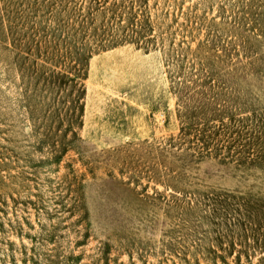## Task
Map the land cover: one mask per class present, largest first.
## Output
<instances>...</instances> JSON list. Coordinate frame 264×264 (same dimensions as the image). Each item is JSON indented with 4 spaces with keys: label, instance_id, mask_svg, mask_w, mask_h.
Returning <instances> with one entry per match:
<instances>
[{
    "label": "rangeland",
    "instance_id": "rangeland-1",
    "mask_svg": "<svg viewBox=\"0 0 264 264\" xmlns=\"http://www.w3.org/2000/svg\"><path fill=\"white\" fill-rule=\"evenodd\" d=\"M5 43L0 264H264V0H0Z\"/></svg>",
    "mask_w": 264,
    "mask_h": 264
},
{
    "label": "trees",
    "instance_id": "trees-1",
    "mask_svg": "<svg viewBox=\"0 0 264 264\" xmlns=\"http://www.w3.org/2000/svg\"><path fill=\"white\" fill-rule=\"evenodd\" d=\"M7 22H9V20H7ZM117 24L118 23H115V25H117ZM69 27H72L71 24L59 27L60 31L63 32V37L65 38V39L62 40V48L64 47V44H65L66 47L71 44V41L68 38L70 31L69 32L67 31V29ZM75 32H76V35H75L76 37H80L82 34H87L88 33L87 32V27H85L84 25H81L79 30L78 31L76 30ZM111 38L114 39L113 35H110L109 33H104L101 36L98 35V38L96 39V41L93 40L91 42L93 43L94 46H96V49L98 51H103V50L112 48V47L106 45V43L109 41V39L111 40ZM122 42H124V40H122ZM7 50H8L7 43H5L3 47L2 46L0 47V52L7 51ZM210 77L211 76H209L208 78H210ZM180 78H182V77H180ZM214 81H215V79H213V82ZM181 83H184V82H181ZM190 83H191V81H190ZM191 84H193V82ZM197 87H199V85H197ZM186 88H189V87L187 86ZM182 120H183V118H182ZM202 129L203 130L199 129L198 123L190 124L187 121L186 122L184 121L183 122L182 131H181V135H183V137H186V138L195 137V139L197 141H199L200 143H202V144L210 142L211 141V137L208 134L210 133L211 130L208 131V130H205L204 128H202ZM28 261L31 262L32 264H40L38 261H36L35 255L30 256L28 258Z\"/></svg>",
    "mask_w": 264,
    "mask_h": 264
}]
</instances>
